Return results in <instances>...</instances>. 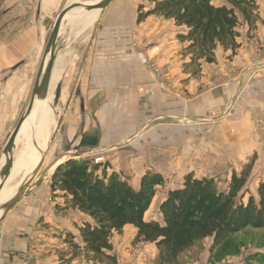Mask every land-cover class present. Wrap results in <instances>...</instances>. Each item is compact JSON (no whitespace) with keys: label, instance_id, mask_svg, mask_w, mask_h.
Wrapping results in <instances>:
<instances>
[{"label":"crops","instance_id":"0c3cea01","mask_svg":"<svg viewBox=\"0 0 264 264\" xmlns=\"http://www.w3.org/2000/svg\"><path fill=\"white\" fill-rule=\"evenodd\" d=\"M112 1L101 11L95 21L98 22L100 28L98 38L106 41L102 46L90 48L86 62V71H88L81 85L84 88L108 87L109 89H106L108 91L104 93L97 90L94 93L81 95L80 112L84 119L77 123L72 102L63 98L60 88L57 101L59 109L61 107L63 111L44 151L41 153L37 145L34 126L26 123V121L30 122V115L22 124L14 140L10 172L12 176L8 177L3 188L6 185L7 188H11L12 185L16 187L9 199L0 202L2 216H0V264H26V255L31 252L32 248L37 247L41 223H46L47 218L51 219L53 216L52 204L48 203L51 197L49 182L51 174L59 163L73 155H77L76 158L86 156L83 154H87L90 150L92 153L93 147L96 146L99 147L97 150L107 153L116 151L113 152V156L115 161L119 162L121 155H116L117 150L130 143L133 144L134 138L148 127L151 121L158 118H174L169 113L171 102L176 103L177 119H182L183 122L185 119L193 121L209 130H211L210 124L214 123L217 118L209 115V112H216L218 108L234 104L231 98L222 96L215 89L194 95L188 101L184 97L175 99L168 93L157 91L151 101L159 102L160 113L155 115L156 117H151L152 119H143L144 111L142 110H145V104L151 96H142L134 90L137 85L136 72L139 67L129 44L131 33L136 31L138 26L136 13L128 17V24L125 25L119 14V6L114 5ZM255 1L258 5L259 16L255 28L248 31L247 24L242 23L237 28L238 48L234 53L218 48L216 61L211 64L205 63L206 73L204 75L206 76L202 79L208 81L214 72L218 73L225 67V73L229 74L232 80L246 87L238 101L240 111L236 110V105L233 107L234 112L240 117L234 121L233 127L236 132L246 134L245 137H240L241 141L238 143L241 144V150L245 156L253 153L256 155L252 174L256 176V180L264 183V139L258 140L253 132L254 118L264 113V0ZM212 3L219 6L225 4V1L212 0ZM55 5L54 0H0V169L5 163L3 149L6 141L29 102L43 57L41 49L46 32L44 26L47 21L46 17L48 13L54 11ZM152 17L149 16L141 22L138 29L144 31L151 26L149 32L157 30L161 34L163 29L160 27H164L163 22L176 27L171 20L164 19L159 20L162 22L158 20L156 22L152 20ZM176 28L184 31L182 27ZM126 43L128 46H125ZM221 54L225 56L222 60ZM124 73L128 74L127 77H123ZM197 83L198 81L190 80L185 88L192 89ZM56 86L59 85L55 84ZM47 101L49 104L48 99ZM57 101L54 99L55 103ZM63 102H65L64 106ZM148 108L146 110L150 111ZM53 109L55 117L56 109ZM91 112H95V119L91 117L93 125L89 124L88 116ZM119 112L120 117L118 118ZM117 126L120 127V133L115 131ZM53 128L50 127V134ZM30 136H32L34 147L38 153H41V157L30 166L29 171L25 172V169H21L13 175L19 156L23 154L25 144L28 142L26 140L30 139ZM167 143L168 140L164 143V148L162 144L160 145L161 152L169 151ZM178 146L181 147L180 152L183 154L189 153L183 144H178ZM132 150L128 149V153H134ZM134 156L137 155L134 154ZM140 157L127 158L124 162L138 165L143 163ZM109 171L116 170L109 169ZM138 176L136 183L128 181L134 188L139 186L142 173ZM22 187L23 190L17 195L16 201L8 210L3 211L1 206L13 199Z\"/></svg>","mask_w":264,"mask_h":264},{"label":"rangeland","instance_id":"374dc122","mask_svg":"<svg viewBox=\"0 0 264 264\" xmlns=\"http://www.w3.org/2000/svg\"><path fill=\"white\" fill-rule=\"evenodd\" d=\"M54 1L56 4L53 8L54 11L48 13L46 17L47 21L44 25L46 32L42 40L41 54L44 52L57 13L69 3V0ZM88 1L90 0H79L78 2ZM112 2L114 5L119 6V14L125 25L128 24L129 16L132 17L136 13L137 17L139 6H143V10L152 6L149 0H113ZM74 12L82 13L77 9ZM100 13L98 12L96 20ZM152 16L153 21L157 22L158 20V22H162L159 20H164L162 17ZM78 22L79 20L65 24L61 29L56 50L58 58L62 57L63 60L61 59L62 61L57 69L59 78L56 80V84L60 86L63 98L72 102L75 121L80 123L84 119L80 112L82 106L81 95L94 93L97 90L106 93L108 91L106 89L109 88H84L81 86L88 71H86V62L90 48L102 46L106 40L98 38V31L100 30L98 22H94L88 31L80 32L78 30L77 32L75 26ZM136 24L138 25L137 30L131 33L129 44L131 52L135 54L134 57L139 67L138 72H136L137 85L134 87V90L142 96H151L145 104V110H142L144 111L143 119L159 115V102L154 103L151 101L157 91L168 93L170 97H174L175 99L177 97H184L188 101L194 95L196 96L197 94H202V92L215 89L222 96L231 98L234 104L224 106L225 108H218V112L214 116L217 118H215L214 123L210 124L209 128L211 130H209L207 127H203V125L193 123V121L190 122L185 119L183 122L182 119H177L176 103L171 102L169 104V113L174 118H158L151 121L149 126L144 128L134 138L133 144L130 143V145L120 148L122 150L118 148L119 150H117L116 155H121V161H115L113 152L116 151L107 153L106 151L97 150L99 149L98 146L93 147L92 153L91 150L87 152L90 155L83 154L86 156L81 157V159L106 164L107 174L112 172L109 169H115L116 171L114 172L120 177L133 183H136L135 180H137L140 173L142 175L146 171L160 173L164 178V183L158 187L146 211V220H161V215L158 212L159 203L165 197L167 190L180 185L184 175L189 172H192L197 177H213L223 188L227 185L232 171L239 173L245 166L251 164V170L245 185L247 193L243 201H246L249 194L253 195L257 200V188L260 184L264 185V183L256 180V176L252 174L256 155L254 153L248 156L244 155V152L241 150V144L238 142L241 141L240 137H245L246 134L242 135L241 132H236L233 127L234 121L240 118L239 114L234 112L233 107L236 105V110L240 111L238 108L240 103L238 101L241 99V95L244 94L246 87H242L239 82L234 81V79L232 80L229 74L225 73V67L220 69L218 73L213 71L214 75H211V78L206 81L202 79V77L206 76L204 75L206 73L205 63L186 66L189 62V56L185 55L182 50L185 43H181L176 37L178 33L182 32L181 28H176L169 23L163 22L164 27L160 25V29H163L160 34L157 30L149 32L151 26L144 29V31L140 30L138 29L140 23ZM125 46H128V43ZM220 57L221 60L225 58L224 54H221ZM127 75L124 73L123 77H127ZM190 80L198 81V83L192 89H186L185 87ZM227 81L230 84L227 92L224 94L222 86ZM54 94L55 87L51 92L49 104L51 108L56 109V124L49 136V140L63 111L61 107L59 109L58 101L54 102ZM62 105L64 106L65 102ZM148 106L152 107L148 108ZM147 108L150 111L146 110ZM118 115H120V112L117 114L119 118L120 116ZM94 116L95 112H91L88 116L89 124L91 125L94 124L91 118L95 119ZM258 116H261V114ZM258 116L253 120V132L256 138L258 137V140L261 141L264 139V135H261L257 131L256 119ZM115 131L120 133V127H115ZM166 140H168L167 146L169 151L161 152L160 145L162 144V148H164ZM178 144H183L189 153L183 154L180 152L181 147L179 148ZM128 149H133L132 152L134 153H128ZM129 154L130 156H128ZM134 154L137 156H134ZM137 157L142 158L143 163L130 165L124 162L127 158L133 159ZM101 169L99 173H101ZM48 203L52 204L53 216L51 219L47 218L46 223H41L39 242L36 245L37 247L32 248L31 252L26 255V264H60L61 249L67 248V245L62 242L63 235L65 231L76 234L75 224L79 223V220L82 218L80 214L70 210L56 211L51 197ZM233 239L239 246V253L234 256L225 257L222 261L215 262L214 264L255 263L258 262L259 256L264 254L263 229L245 228L243 231L237 233ZM110 241L112 243V251L110 253L115 256L116 264H157V252L154 245L136 241L135 228L133 226H125L120 233L113 232ZM211 241V238H206L196 242L190 249L179 256V264H211L209 263ZM70 264L111 263L99 258L81 255Z\"/></svg>","mask_w":264,"mask_h":264},{"label":"trees","instance_id":"16d2710c","mask_svg":"<svg viewBox=\"0 0 264 264\" xmlns=\"http://www.w3.org/2000/svg\"><path fill=\"white\" fill-rule=\"evenodd\" d=\"M152 6L138 7L136 23L155 15L184 28L177 39L185 43L189 56L186 66L211 64L216 50L238 48L237 28L245 23L255 28L258 5L255 0H224L215 6L212 0H149ZM101 169V173L99 170ZM106 164L71 157L58 164L50 176L51 199L56 211L81 214L76 234L65 231L60 264H70L78 256H91L116 264L110 238L127 226L135 228V239L154 245L157 264H179V256L196 242L211 238L209 263L239 253L233 237L245 228L264 230V185L257 188L258 199L245 188L251 164L239 173L232 171L227 185L221 187L213 177L184 175L177 187L167 190L158 205L161 220H146L159 186L164 183L158 172L146 171L134 188L116 172L106 173ZM57 199H60L57 201ZM264 264V254L258 262Z\"/></svg>","mask_w":264,"mask_h":264},{"label":"water","instance_id":"95a60500","mask_svg":"<svg viewBox=\"0 0 264 264\" xmlns=\"http://www.w3.org/2000/svg\"><path fill=\"white\" fill-rule=\"evenodd\" d=\"M112 0H98L92 4H84L83 2H73L68 3L65 5L60 12L57 14L55 21L53 23L52 29L49 33L43 57L41 60V64L33 85V89L30 95L29 102L23 112V114L18 119L14 129L12 130L11 134L9 135L6 144L3 149V154L5 156V163L4 166L0 169V191L3 188L5 182L7 181L8 177L10 176V172L12 169V150L14 146V140L19 133V130L24 123V121L28 118L31 114L33 106L36 102L46 101L48 98V91L50 87L51 81V74L54 68V63L56 60V48L59 39L60 28L63 23L65 15L70 12L73 8H81L86 11H103L111 2ZM55 101L58 100L60 95V86L55 87V94H54ZM73 157H77V155H73ZM19 189V188H18ZM23 190V187L20 188L16 194V196L7 202L5 205L1 206L3 211L8 210L11 205L16 201L17 195L19 192Z\"/></svg>","mask_w":264,"mask_h":264},{"label":"bare ground","instance_id":"6f19581e","mask_svg":"<svg viewBox=\"0 0 264 264\" xmlns=\"http://www.w3.org/2000/svg\"><path fill=\"white\" fill-rule=\"evenodd\" d=\"M78 1L79 0H69V3L78 2ZM97 1L98 0H90L88 2H83V3L84 4H92V3H95ZM75 9H77L78 11H80L82 13L81 14H79V12L73 13V11ZM78 16H80V17H78ZM97 16H98V11H86V10H83L81 8H73L70 12H68L65 15L63 23H62L61 28H60V33H61L62 27L65 24H70L71 22H75V21L77 22L78 20H79V22L75 26L77 28L76 31L77 32H78V30L80 32L88 31L92 27ZM72 29H74V28H72ZM62 56H63V54H62ZM61 59L63 60L62 57L57 59L56 64H55L53 71H52V74H51V81H50V87H49L48 98H47L48 100L51 96V92H52L53 88L55 87L56 80L59 78V73H58L57 69L59 67V64L62 61ZM29 118H30V122L26 121V123H30L31 126L32 125L34 126L35 138L37 140V145L40 147V150L42 153L44 151L47 143H48V140H49V136H50V132H51L50 127H54L56 124V120L54 117V109L51 108V106L48 104L47 100L36 102L33 106V109H32V112H31ZM26 123H25V125H26ZM30 137H31L30 139L26 140V142L27 141L28 142L25 144L26 146H25L23 154L19 156V159H18L17 165L15 166V170H14L13 175L18 173L21 169H25V172L29 171L30 166L33 165L34 163H36L41 157V153L40 152H39L40 154L38 153V151L36 150V148L34 147V145L32 143V136H30ZM26 139H27V137H26ZM10 176H12V175H10ZM6 186L0 192V202L3 200L9 199V197L11 195H13L15 187H16V186L12 185V187L10 186L11 188H7ZM0 216H1V211H0Z\"/></svg>","mask_w":264,"mask_h":264},{"label":"built area","instance_id":"2783aa9c","mask_svg":"<svg viewBox=\"0 0 264 264\" xmlns=\"http://www.w3.org/2000/svg\"><path fill=\"white\" fill-rule=\"evenodd\" d=\"M229 84H230L229 81L223 83L222 87H223L224 94L227 92ZM216 112H209V115L215 116ZM256 127H257L258 133H260L261 135H264V114H262L261 116H258V118L256 119ZM95 162H97V160H95Z\"/></svg>","mask_w":264,"mask_h":264}]
</instances>
